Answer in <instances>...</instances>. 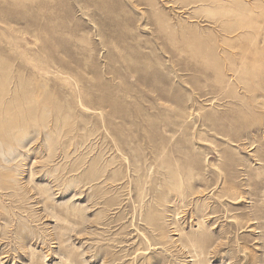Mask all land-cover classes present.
I'll return each instance as SVG.
<instances>
[{
  "label": "rangeland",
  "instance_id": "rangeland-1",
  "mask_svg": "<svg viewBox=\"0 0 264 264\" xmlns=\"http://www.w3.org/2000/svg\"><path fill=\"white\" fill-rule=\"evenodd\" d=\"M237 74L264 85V0H0L28 114L0 124V264H264V109Z\"/></svg>",
  "mask_w": 264,
  "mask_h": 264
},
{
  "label": "bare ground",
  "instance_id": "bare-ground-1",
  "mask_svg": "<svg viewBox=\"0 0 264 264\" xmlns=\"http://www.w3.org/2000/svg\"><path fill=\"white\" fill-rule=\"evenodd\" d=\"M234 45V44H233ZM232 45V46H233ZM242 45V44H241ZM234 47V46H233ZM232 47V48H233ZM243 47V46H242ZM231 49V48H230ZM235 49V48H234ZM232 50V49H231ZM230 51V50H229ZM241 52V51H240ZM233 53V52H232ZM231 53V54H232ZM234 54V53H233ZM235 54H236V52H235ZM235 56V55H234ZM237 57H238V55H236ZM232 57V56H231ZM232 61H234L233 59H231ZM230 60V61H231ZM238 60V59H237ZM240 61H241V59H239ZM2 63V62H1ZM230 63V62H229ZM229 63H228V65H229ZM243 63V62H242ZM246 63V62H245ZM233 64H234V62H233ZM232 64V65H233ZM231 65V64H230ZM235 66V65H234ZM231 66H229V68H230ZM232 69V68H231ZM241 72H243V71H241ZM240 72V73H241ZM233 73V72H232ZM244 76V75H243ZM239 77V75L237 74V76H235V78H237L236 80V83L239 85V87H240V89L241 90H243L245 93H249V95H248V98L250 99V101L251 102H249V104H250V106L251 107H261V108H263L264 109V101H261L260 103H259V98H261L260 96V91H262L261 89H263L264 90V85H261V84H259V86L261 85V88L260 89H255L253 86H250L249 84H247L245 81H242V80H240V78H238ZM245 77H246V75H245ZM17 78V77H16ZM15 78V79H16ZM247 78V77H246ZM252 80H253V78H252ZM256 82V81H255ZM260 82V81H259ZM262 82V81H261ZM258 83V82H257ZM3 87H4V83H3V81L2 80H0V124L2 125V128L6 125V124H9L10 122H12V121H15V120H17L18 119V117H20V121H22L23 119H26V118H28V114L26 113V116H25V113L19 108L18 110H17V112L14 114V115H12V113H10V106L8 105L7 107H6V105H7V103H4V92H3ZM238 87V88H239ZM257 90H258V92H257ZM14 92H16V90L14 91ZM21 95V94H20ZM263 96V98H264V95H262ZM17 97V96H16ZM14 98V97H13ZM15 99V98H14ZM249 101V100H248ZM32 102V101H31ZM30 102V103H31ZM254 104H258V105H260V106H258V105H254ZM5 107H6V110H5ZM4 110L7 112V115L5 114V112H4ZM31 110V109H30ZM8 117V118H7ZM10 120V121H9ZM7 122V123H6ZM9 126H10V124H9ZM5 128V127H4ZM2 130V129H1ZM249 142V141H248ZM252 144V143H251ZM253 145V144H252Z\"/></svg>",
  "mask_w": 264,
  "mask_h": 264
}]
</instances>
